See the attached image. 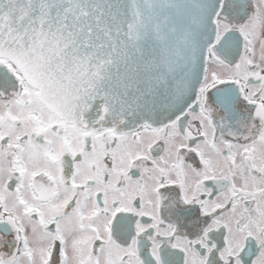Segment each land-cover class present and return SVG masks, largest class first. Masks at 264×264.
Wrapping results in <instances>:
<instances>
[{
    "label": "snow or ice",
    "instance_id": "obj_1",
    "mask_svg": "<svg viewBox=\"0 0 264 264\" xmlns=\"http://www.w3.org/2000/svg\"><path fill=\"white\" fill-rule=\"evenodd\" d=\"M0 264H264V0H0Z\"/></svg>",
    "mask_w": 264,
    "mask_h": 264
}]
</instances>
